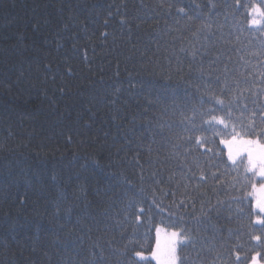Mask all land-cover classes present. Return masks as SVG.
<instances>
[{"label":"trees","instance_id":"16d2710c","mask_svg":"<svg viewBox=\"0 0 264 264\" xmlns=\"http://www.w3.org/2000/svg\"><path fill=\"white\" fill-rule=\"evenodd\" d=\"M255 6L0 0V264H264Z\"/></svg>","mask_w":264,"mask_h":264},{"label":"rangeland","instance_id":"374dc122","mask_svg":"<svg viewBox=\"0 0 264 264\" xmlns=\"http://www.w3.org/2000/svg\"><path fill=\"white\" fill-rule=\"evenodd\" d=\"M250 15L251 27L259 28L264 20L261 9L255 6L250 11ZM238 149L240 153L246 155L249 171L259 179L264 180V145L257 141H243L242 146H238ZM259 187H257L260 190L259 194L262 195L264 187ZM255 194L257 196L258 193ZM261 199V202L257 203L260 209L264 207V199ZM157 235L158 246L148 257L154 260L156 264H179V248L186 242V239L178 231L162 228L158 229Z\"/></svg>","mask_w":264,"mask_h":264}]
</instances>
